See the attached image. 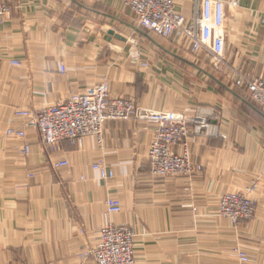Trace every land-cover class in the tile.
Instances as JSON below:
<instances>
[{
    "label": "crops",
    "instance_id": "1",
    "mask_svg": "<svg viewBox=\"0 0 264 264\" xmlns=\"http://www.w3.org/2000/svg\"><path fill=\"white\" fill-rule=\"evenodd\" d=\"M0 1L12 8L0 22V131L25 132L23 140L0 142V264H95L79 254L98 240L109 198L122 207L111 221L133 233L134 264H240L237 247L248 254L245 264H264V112L235 87L229 68L215 73L218 80L200 66L206 57L160 45L119 0ZM175 8L190 18L191 0ZM263 19L264 0L227 7L224 54L230 68L264 79ZM134 32L152 46L141 48ZM103 80L113 98L205 122L198 133L191 122L186 139L201 170L192 178L153 176L147 155L154 126L144 121L106 122L101 144L88 136L49 153L36 130L14 116ZM24 144L27 156L19 152ZM62 160L67 167H52ZM97 163L112 179L100 178ZM253 183L255 215L233 227L218 214L219 200Z\"/></svg>",
    "mask_w": 264,
    "mask_h": 264
},
{
    "label": "built area",
    "instance_id": "2",
    "mask_svg": "<svg viewBox=\"0 0 264 264\" xmlns=\"http://www.w3.org/2000/svg\"><path fill=\"white\" fill-rule=\"evenodd\" d=\"M122 7L131 12L137 28L160 39L172 42L177 47H186L193 54L208 57L215 70L229 68L234 77L235 87L241 88L250 102L264 112V79L230 68L225 60L224 22L227 7L234 8L239 0H191L192 14L186 18L176 10L178 0H119ZM12 8L0 1V22L10 17ZM264 22V19L262 20ZM12 65L19 66L18 61ZM143 68L147 67L142 63ZM61 73L66 72L61 66ZM23 119L25 126L36 130L38 141L49 153L61 150V143L81 145L88 136L95 137L99 144L103 140V127L106 122L144 121L154 126V138L148 150L151 174L158 178H192L201 170L194 164L187 147L189 125L194 123L196 133L207 128L203 121L187 119L175 112H153L143 110L130 99L110 96L106 80L93 86L85 93H73L66 100L56 102L41 110L19 109L14 113ZM198 125V126H197ZM8 138L23 140L22 127H8L0 131V142ZM181 145L180 153L173 147ZM19 152L27 156L30 146L24 144ZM65 160L54 162V169L65 168ZM102 180L112 179L113 174L101 164H93ZM256 184L245 192L225 193L218 205V214L237 227L242 221L253 219L256 204L250 198ZM103 224L98 230L95 245L79 254V257L92 258L95 264H134L135 244L133 233L125 225L115 224L111 217L122 211L119 200L109 198L105 202ZM233 254L240 264L248 262V254L239 247Z\"/></svg>",
    "mask_w": 264,
    "mask_h": 264
},
{
    "label": "rangeland",
    "instance_id": "3",
    "mask_svg": "<svg viewBox=\"0 0 264 264\" xmlns=\"http://www.w3.org/2000/svg\"><path fill=\"white\" fill-rule=\"evenodd\" d=\"M130 33H131V31L129 32V31H127V37L128 38H130L131 37V35H130ZM135 34L133 35V37H132V40H133V38H137V40L141 43V48H144V46L145 47H150V46H152V44L148 41V40H145L144 39V41L138 36V34H137V32H134ZM153 38L152 39H154V40H156L160 45H163V46H165V47H168L169 49L171 48V45H170V43H169V41H167V40H163V39H160V38H158V37H156V36H152ZM128 42V41H127ZM134 44H130L129 46H133ZM208 60H206L205 61V64H203V65H200L202 68H204L205 70H207V72L209 73V74H211L213 77H216L217 79H218V77H217V75L215 74V73H223V72H221V71H218V70H215L214 69V67H213V65L211 64L210 66H209V63H208V61L210 60L208 57H206ZM191 62H193V61H191ZM198 65V64H197ZM205 66H206V68H205ZM211 68V69H210ZM207 78V77H206ZM219 80V79H218ZM208 81H210L209 79H208ZM212 84H213V82L212 81H210ZM198 126V125H197ZM250 221V220H249ZM243 222H248V221H242L241 223H243ZM87 259H89V260H91L92 262H94L93 260H92V258L90 257V258H87Z\"/></svg>",
    "mask_w": 264,
    "mask_h": 264
},
{
    "label": "water",
    "instance_id": "4",
    "mask_svg": "<svg viewBox=\"0 0 264 264\" xmlns=\"http://www.w3.org/2000/svg\"><path fill=\"white\" fill-rule=\"evenodd\" d=\"M107 34H108V36H110V38H111L112 36H114V37L117 38V39H123V40L126 41V39H125V38H122L120 35H118V34H114V32H113L112 30L107 31Z\"/></svg>",
    "mask_w": 264,
    "mask_h": 264
}]
</instances>
